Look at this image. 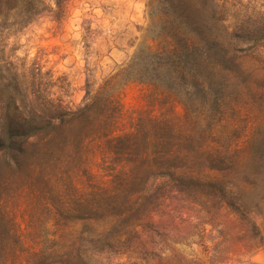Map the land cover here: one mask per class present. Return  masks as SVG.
Returning a JSON list of instances; mask_svg holds the SVG:
<instances>
[{
    "label": "trees",
    "instance_id": "16d2710c",
    "mask_svg": "<svg viewBox=\"0 0 264 264\" xmlns=\"http://www.w3.org/2000/svg\"><path fill=\"white\" fill-rule=\"evenodd\" d=\"M16 1L0 0V15L29 22L33 1ZM182 1L148 0L144 45L81 107L61 99L34 107L28 137L37 155L62 164L67 184L64 240L33 248L35 264H224L262 246L251 216L264 219V115L254 118L247 102L264 104V91L242 64L248 56L227 51ZM130 82L149 86L151 111L125 115L119 95ZM77 222L93 228L76 231ZM193 238L201 256L186 259L171 245Z\"/></svg>",
    "mask_w": 264,
    "mask_h": 264
},
{
    "label": "rangeland",
    "instance_id": "374dc122",
    "mask_svg": "<svg viewBox=\"0 0 264 264\" xmlns=\"http://www.w3.org/2000/svg\"><path fill=\"white\" fill-rule=\"evenodd\" d=\"M32 1L37 11L27 23L21 22L23 13L0 15V264H35L36 258L29 255L33 248L64 240L67 184L57 174L62 164L54 166L48 154L37 155L38 142L28 137L34 107L56 99L71 109L81 107L88 92L94 94L144 45L149 24L148 0ZM16 2L23 5V0ZM182 2L191 19L209 23V33L222 38L227 51L248 56L242 64L256 72L253 82L264 91V0H195L194 7ZM197 31L206 34L208 29L200 26ZM150 90L139 82L123 85L119 101L125 115L151 111L155 102ZM247 107L255 110L254 118L264 115L262 103L249 100ZM174 112L183 115L178 104ZM96 159L99 163L100 157ZM251 219L262 235V246L251 245L224 264H264V219ZM74 227L84 231L93 224L77 222ZM196 241L171 245L190 259L202 255L199 246L190 244ZM92 262L106 264L96 258Z\"/></svg>",
    "mask_w": 264,
    "mask_h": 264
}]
</instances>
